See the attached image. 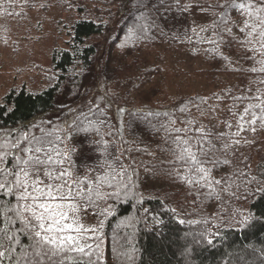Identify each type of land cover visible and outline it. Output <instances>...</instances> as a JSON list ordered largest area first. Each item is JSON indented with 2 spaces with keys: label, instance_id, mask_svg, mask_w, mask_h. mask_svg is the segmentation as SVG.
Masks as SVG:
<instances>
[{
  "label": "trees",
  "instance_id": "obj_1",
  "mask_svg": "<svg viewBox=\"0 0 264 264\" xmlns=\"http://www.w3.org/2000/svg\"><path fill=\"white\" fill-rule=\"evenodd\" d=\"M144 2L151 6L137 12L136 0L105 1V8L116 6L124 12L112 26L109 21L98 19L103 12L100 9L95 10L97 18L77 20L69 48L53 57L54 73L48 76L49 87L41 92L12 90L0 101V128L19 130L41 122L48 124L49 120H68L72 113L86 112L92 98L95 96L98 102L107 91L113 100L106 108L107 114L112 118L116 113L113 133L120 120L117 105L136 112L150 109L175 113V106H183L182 102L189 98L207 101L199 109L189 106L190 118L197 126H206L214 134L235 133L238 115L245 105L234 97L246 94L248 87L255 93L257 84L251 82L264 76L247 71L259 65H254L248 59L251 53L235 41H230V46L221 42L219 47L208 43L214 35V22L224 15L218 5L225 0ZM199 9L213 14L210 26L201 27L195 20ZM228 21L233 34L243 38L239 32L243 25L236 10H228L225 22ZM140 26L146 38H133L121 51L129 29L136 27L140 35ZM206 28L208 32L202 31ZM96 39H104L105 44L96 43ZM215 39L219 40V36ZM224 39L228 41L229 37L225 35ZM151 47L162 48L164 53L158 51L154 63L140 53ZM186 58L199 60L200 67L188 70L183 66ZM167 59L172 67L166 64ZM169 74L175 88L173 96L165 101L151 100L149 88L156 85L154 93H160L167 86ZM113 92L117 94L114 97ZM220 103L228 105V112ZM148 121L166 122L167 118L149 116L134 124L125 114L116 141L105 135L110 140L109 150L114 154L123 152L124 163L132 162L135 173L129 168L131 190L126 198L114 202L115 214L105 219L98 264H264V192L244 199L243 188L236 196H230L217 187V199L215 192L198 185L190 188L180 178L188 175L187 166L180 169V177L167 175L173 168L170 148L174 146L166 143L165 133L157 132ZM228 123L233 125L231 129ZM176 126L185 127L179 121ZM96 139L88 133L73 136L71 144L77 149L73 159L80 173L97 163L101 146H94ZM235 139L240 144L235 146V155L228 153L231 168L220 164L212 170L213 177L220 179L221 175L240 169L264 179V127H257L254 133L245 130L239 137L233 136ZM214 143L220 147L219 141ZM246 217H250L249 222L242 223ZM22 243L31 242L22 237Z\"/></svg>",
  "mask_w": 264,
  "mask_h": 264
},
{
  "label": "snow or ice",
  "instance_id": "obj_2",
  "mask_svg": "<svg viewBox=\"0 0 264 264\" xmlns=\"http://www.w3.org/2000/svg\"><path fill=\"white\" fill-rule=\"evenodd\" d=\"M14 5L15 0H0V10L6 15H18L9 10ZM136 5L137 12L151 6L144 0H136ZM218 7L224 15L214 22V35L208 43L219 47L221 42L230 46V41H235L241 49L251 53L248 59L259 65L247 71L264 76V0H225ZM229 9L240 15L243 26L239 27V32L243 38L233 34L230 21L225 22ZM137 31L136 27L129 29L126 40L146 38L143 26L139 28L140 35ZM225 35L229 37L228 41H225ZM124 47L121 44V48ZM251 83L257 84L255 93L248 87L247 93L251 95L234 97L245 107L238 115L237 131L232 135L214 134L206 126H197L190 118L189 106L199 109L207 101L195 98L182 102L183 106L177 104L175 113L150 109L136 112L117 105L120 120L113 133L112 119L116 113L112 118L107 114V106L113 103L107 91L98 102L94 96L86 105V112L72 113L68 120L59 123L49 120L48 124L41 122L19 130L0 128V264H98L105 219L115 214L114 202L126 198L131 190L129 168L135 173L132 162L126 165L122 158L124 153L114 154L109 150L110 140L105 139L106 135L112 142L116 141L125 114L134 124L149 116L167 118L166 122L148 123L157 132L163 131L165 142L174 146L170 148L173 168L166 174L180 177V169L187 166L188 175L180 178L190 188L197 185L200 189L207 188L216 193L217 199L220 198L217 187L230 196H236L243 188L244 199L264 192V179H257L243 170L236 169L221 175L220 179H215L212 174L220 164L231 168L228 153L232 151L235 155V146L240 144L233 136L239 137L245 130L254 133L257 127H264V78ZM116 95L112 93L113 97ZM211 111L216 109L211 108ZM233 116L237 113L233 112ZM177 121L185 127L176 126ZM227 127L231 129L233 125L228 123ZM79 133L98 137L94 146H101L96 165L83 173L77 170L73 159L77 149L71 144L73 136ZM214 141H219L220 147ZM92 209H99L95 212V225L84 223L85 214ZM249 219L246 217L241 222L247 224ZM22 237L31 243H22ZM208 243L212 244V240L208 239Z\"/></svg>",
  "mask_w": 264,
  "mask_h": 264
},
{
  "label": "rangeland",
  "instance_id": "obj_3",
  "mask_svg": "<svg viewBox=\"0 0 264 264\" xmlns=\"http://www.w3.org/2000/svg\"><path fill=\"white\" fill-rule=\"evenodd\" d=\"M107 0H15L10 11L18 15H6L0 10V101L12 90L26 88L32 92H41L49 87L48 76L54 73L53 57L57 52L69 48L74 23L82 17H95V10H103L98 19L109 21L111 26L121 20L124 12L116 6L105 8ZM110 10V11H108ZM199 9L195 20L201 27L212 24V15ZM112 29V28H111ZM208 32V29L206 28ZM96 43L105 44L104 39ZM126 50L129 41L123 43ZM162 48L153 47L140 51L142 58L155 62V54ZM182 61V60H181ZM166 64L171 67V60ZM185 68L194 70L200 67L199 60H184ZM172 76L167 78V86L160 93H154L155 86L149 88L151 100L165 101L173 96L175 88ZM158 88V87H157ZM224 112L228 105L220 103ZM84 223L95 225V212L89 210Z\"/></svg>",
  "mask_w": 264,
  "mask_h": 264
}]
</instances>
